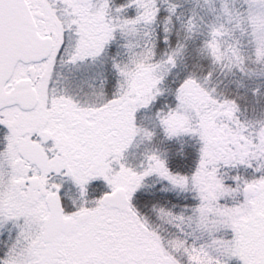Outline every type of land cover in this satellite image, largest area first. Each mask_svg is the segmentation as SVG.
I'll list each match as a JSON object with an SVG mask.
<instances>
[{
	"label": "snow or ice",
	"instance_id": "6c2138e0",
	"mask_svg": "<svg viewBox=\"0 0 264 264\" xmlns=\"http://www.w3.org/2000/svg\"><path fill=\"white\" fill-rule=\"evenodd\" d=\"M0 264H264V0H0Z\"/></svg>",
	"mask_w": 264,
	"mask_h": 264
}]
</instances>
